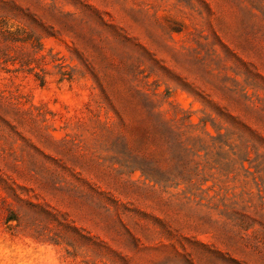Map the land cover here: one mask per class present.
Wrapping results in <instances>:
<instances>
[{
    "label": "rangeland",
    "instance_id": "374dc122",
    "mask_svg": "<svg viewBox=\"0 0 264 264\" xmlns=\"http://www.w3.org/2000/svg\"><path fill=\"white\" fill-rule=\"evenodd\" d=\"M0 264H264V0H0Z\"/></svg>",
    "mask_w": 264,
    "mask_h": 264
}]
</instances>
